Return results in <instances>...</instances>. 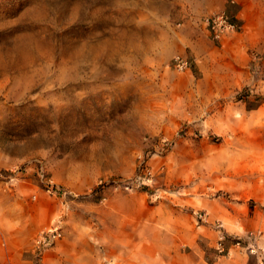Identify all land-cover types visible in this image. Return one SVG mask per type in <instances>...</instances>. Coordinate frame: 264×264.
I'll use <instances>...</instances> for the list:
<instances>
[{
	"label": "rangeland",
	"instance_id": "374dc122",
	"mask_svg": "<svg viewBox=\"0 0 264 264\" xmlns=\"http://www.w3.org/2000/svg\"><path fill=\"white\" fill-rule=\"evenodd\" d=\"M117 1L0 0V66L16 64L11 39L30 27L20 15L33 5L47 8L55 58L93 33L102 48L63 71L44 60L19 84L0 69V234L7 245L21 235L24 248L23 261L3 252L0 264H264V232L229 209L244 199L236 184L264 190L255 185L262 148L244 154L246 141L211 134L202 108L189 117L196 60L184 31L191 22L209 30L206 17L220 12L242 29L240 1ZM123 27L140 35L112 39ZM252 97L248 89L233 100L262 102ZM256 200L264 207L251 194L250 213ZM55 228L62 238L40 253L37 239ZM251 232L263 255L236 245Z\"/></svg>",
	"mask_w": 264,
	"mask_h": 264
},
{
	"label": "crops",
	"instance_id": "0c3cea01",
	"mask_svg": "<svg viewBox=\"0 0 264 264\" xmlns=\"http://www.w3.org/2000/svg\"><path fill=\"white\" fill-rule=\"evenodd\" d=\"M239 1L236 16L243 24L241 31L228 33L219 43L212 40L211 32L203 24L191 22L184 33L188 34L193 44L190 53L196 60L190 75L191 88H188L190 119L197 120L202 108L204 124L208 125L209 132L230 134L236 140L246 141L250 149L242 150L247 154L255 147H261L264 152V0ZM248 89L253 95L251 101L255 96L262 98L258 106L249 107V102L233 100ZM228 127H231L230 131ZM246 161L249 162L247 159L242 161V171L246 170ZM249 184L254 183L236 184L238 188H246L237 193L244 199L229 209L244 229L264 232V207L260 206L261 202L256 200L259 205L252 213L249 209L251 194L254 199L256 196L264 199V190L261 191L264 183H255L261 190H251ZM8 238L11 245H7L6 241L3 243L0 234V257L4 252L8 259L13 257L16 262L23 261L22 236ZM16 239L18 241L15 242Z\"/></svg>",
	"mask_w": 264,
	"mask_h": 264
},
{
	"label": "bare ground",
	"instance_id": "6f19581e",
	"mask_svg": "<svg viewBox=\"0 0 264 264\" xmlns=\"http://www.w3.org/2000/svg\"><path fill=\"white\" fill-rule=\"evenodd\" d=\"M117 3L121 5L124 3V0H118ZM25 16L31 20L30 27L23 29L19 33H15L11 39L13 42L12 51L16 55L17 62L15 65L2 64L0 66L2 75L5 76L8 70H14L13 72L15 74L13 79L15 84H19L22 78H26L34 70V67L44 60L63 71L69 64L85 56L87 52L90 55L97 56L99 51L102 50L101 45L93 42L98 37V35L93 33L66 42L60 48L59 58H55L57 47L53 39H51L52 37L47 38L49 31L46 24L48 20L47 8L43 5H33L20 15V19L25 18ZM110 35L112 39L124 43L126 40L131 42L135 41L136 37L140 35V32L137 30L130 31L126 27H123L118 31H111ZM122 51L123 49L121 47H114L112 56L118 53L121 54Z\"/></svg>",
	"mask_w": 264,
	"mask_h": 264
},
{
	"label": "built area",
	"instance_id": "2783aa9c",
	"mask_svg": "<svg viewBox=\"0 0 264 264\" xmlns=\"http://www.w3.org/2000/svg\"><path fill=\"white\" fill-rule=\"evenodd\" d=\"M206 22L211 32L212 38L218 41H220L228 33L237 32L241 29L240 25L234 22L226 12H220L207 16ZM175 66L183 70L187 68L188 62L178 57L175 60ZM61 238L62 233L60 232L59 228H55L45 233H42V235L36 241L38 251L42 253L44 249L53 246ZM254 238L255 234L254 232H251L249 233L248 243L246 246L243 245V241H238L236 245L238 247H246V249L253 255H263L260 253L259 248L254 245ZM223 239L224 238H221V240ZM222 242L223 241H221L220 243V247H222L221 250L224 251Z\"/></svg>",
	"mask_w": 264,
	"mask_h": 264
}]
</instances>
